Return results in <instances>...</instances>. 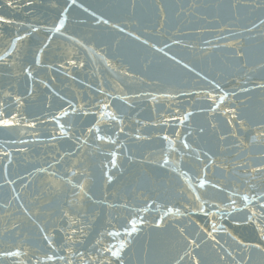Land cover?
Listing matches in <instances>:
<instances>
[{
  "label": "water",
  "instance_id": "1",
  "mask_svg": "<svg viewBox=\"0 0 264 264\" xmlns=\"http://www.w3.org/2000/svg\"><path fill=\"white\" fill-rule=\"evenodd\" d=\"M261 21L264 0H0V264H264L228 199L264 194Z\"/></svg>",
  "mask_w": 264,
  "mask_h": 264
},
{
  "label": "snow or ice",
  "instance_id": "2",
  "mask_svg": "<svg viewBox=\"0 0 264 264\" xmlns=\"http://www.w3.org/2000/svg\"><path fill=\"white\" fill-rule=\"evenodd\" d=\"M73 2H75V0H73ZM105 24L108 23V21H104ZM261 23H264V21H261ZM64 25V19H60L59 22H58V27L56 28V31H59L60 28H62ZM36 29H33V31H35ZM21 39H24V37H20V36H17L16 37V40H14L12 42L13 46H15L16 42L18 40H21ZM43 51V50H41ZM11 53H9L10 55ZM0 59H3V57H0ZM36 63L39 64L40 63V59L39 57H37L36 59ZM28 75L31 76V72H28ZM258 87H264V84H261V85H258ZM223 99V98H221ZM66 114V112H65ZM2 115V114H0ZM14 119V118H13ZM111 119L112 120H116L117 117L115 115L111 116ZM186 119V117H185ZM183 122V121H181ZM3 125L4 126H8L12 123V121L8 120V119H5L2 121ZM184 147L185 148H188L189 146L187 144H184ZM113 156H115V154H113ZM112 167L115 168L116 167V161H115V158H113L112 160ZM168 164V160L165 159L164 160V165H167ZM112 177L111 176H108V180L111 181ZM207 184V181L204 180V179H201L199 181V187L203 188L205 187ZM212 187H216L215 185H212ZM81 190H83V185H81ZM196 199L199 201L200 200V197L197 196ZM228 199L231 201V205H232V210L233 211H237V210H244V209H248L251 214L247 216V220L248 221H251L253 223H255L257 225V228L261 230V238L264 239V225H261L260 224V220L264 219V194H261L260 196H256V197H253V198H249L248 195H244L241 197L242 201H243V208L242 209H237L235 207L236 205V201L234 199H232L231 196L228 197ZM254 201H257L258 202V208L256 206V204L254 203ZM205 204L207 203V201L204 202ZM251 206V207H250ZM210 207H215L216 210L218 212H220L221 215H223V209L221 208V206L219 204H215V205H212ZM200 209H201V212H203L205 215H208V216H212V215H215V213L211 212L210 210L209 211H205L204 209V204H201L200 205ZM172 209H168V211L165 213V216H168L170 214H172ZM176 215H182V213L179 212V209L176 210L175 212ZM161 220L164 219V217H161L160 218ZM156 227H160V223L159 221L156 223ZM137 225H136V221L133 220L131 222V228L130 230H127V235L128 236H131L133 233L137 232ZM227 230L225 228H223V226L221 225L219 228H217L216 224H212L211 226V231L208 232V236L210 239H213L215 240V236L213 235V233H217V232H226ZM109 235L115 237L116 235H118V233H109ZM228 235L231 236V238L236 241V243L238 245H241V246H244L243 244V241L237 239L236 236H233L231 235V233H228ZM45 239H48L47 237H45ZM217 243H219V241H216ZM221 247H223V245H221ZM252 247H256L262 251H264V248L261 247V245L257 244V245H252ZM125 248V244L124 243H121L119 245L118 248H116V250H112L111 248L109 249H106L107 251L110 252L111 256L114 257L116 260L120 261L121 260V252L124 250ZM18 253H10L9 255H17ZM186 255H188V253H186ZM229 255H231V253H229ZM49 260H52L53 257L52 256H49L48 257ZM181 259H183V257H181ZM233 259H235V257H233ZM121 264H122V261H121Z\"/></svg>",
  "mask_w": 264,
  "mask_h": 264
}]
</instances>
